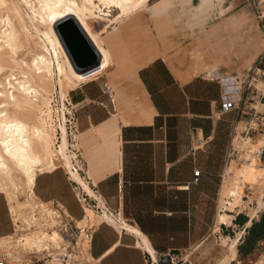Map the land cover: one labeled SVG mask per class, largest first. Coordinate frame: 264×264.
<instances>
[{"label": "crops", "instance_id": "crops-1", "mask_svg": "<svg viewBox=\"0 0 264 264\" xmlns=\"http://www.w3.org/2000/svg\"><path fill=\"white\" fill-rule=\"evenodd\" d=\"M165 1L106 35L110 66L69 94L93 196L69 177L75 188L64 169L38 175L33 186L39 201L76 224L85 207L99 217L85 264H150L192 247L189 264H221V241L237 232V257L247 249L253 222L246 217L214 231L226 176L241 172L225 161L236 114H222L220 105L264 53L261 17L255 0ZM0 226V237L14 231L5 199ZM260 242L264 237L253 248Z\"/></svg>", "mask_w": 264, "mask_h": 264}, {"label": "bare ground", "instance_id": "bare-ground-1", "mask_svg": "<svg viewBox=\"0 0 264 264\" xmlns=\"http://www.w3.org/2000/svg\"><path fill=\"white\" fill-rule=\"evenodd\" d=\"M17 1L27 8L25 17L18 6L8 7L5 1L0 0V195H4L14 225L12 234L0 237V250L3 251L1 255L8 256L11 264L32 263V259L45 264H62L57 260V255L65 248V241L57 227L61 222V213L51 203H43L36 198L33 193L35 180L42 173L64 169L89 196H93L79 173L72 171L74 153L70 150L65 129L64 95L110 66L111 53L108 37L105 36L116 32L120 24L146 10L152 0ZM113 10L119 13V18L112 15ZM69 17L79 24L100 57L98 67L84 73L73 68L54 31L55 24ZM94 18H106L111 26L97 34L91 27ZM53 92L57 95V105L49 95ZM57 127L60 137L56 146ZM259 141L253 146L247 140H240L245 147V155L250 146L256 147L255 151L250 149L252 152H258L264 146V139H261V145ZM238 143L237 137L234 144L242 147ZM230 166L232 169L236 166L241 172L236 179L227 178L224 182L219 208L225 213L217 214L214 231L219 230V225L231 226L233 216L230 213L244 205L242 184L239 182L253 172L256 174L253 159L251 162L245 159L235 161ZM85 212V218L77 223L83 248L87 243L86 230L91 229L99 218L88 207H85ZM102 217L110 220L103 212ZM239 238V233L234 239L220 238L227 248L222 264L235 260ZM254 252L260 257L252 264H262L264 242L258 243ZM65 264L72 263L68 261Z\"/></svg>", "mask_w": 264, "mask_h": 264}, {"label": "built area", "instance_id": "built-area-1", "mask_svg": "<svg viewBox=\"0 0 264 264\" xmlns=\"http://www.w3.org/2000/svg\"><path fill=\"white\" fill-rule=\"evenodd\" d=\"M262 55L257 60L256 64L259 62V60H261ZM245 85H244V81H242L241 83L239 82L238 84H234L235 87L234 93L232 94L223 93L222 95L223 100L220 105L221 113L224 114V113L235 112L236 114V121L232 129V139L225 154V161L227 165L235 161L244 160V155L246 151L238 150L234 144L237 136L239 137L238 142H240V140H247L253 146L259 140L264 139V102H263L264 95H261L258 98V101L252 102L253 100L249 97L248 94V87ZM56 100L57 98L55 99V101ZM65 104L67 108L65 111V129H66L68 141L69 143L72 144V143H76L75 136L77 135L78 132L76 127V110H75V106L72 105L71 99L68 98V100L65 101ZM56 136H57L56 137L57 138L56 142H57L60 137L59 127H57ZM70 150H72L75 154V159H73L74 166L72 168V171L78 172L79 175L82 177V179L86 180L87 177L85 173V165L79 151L77 150V148L71 146H70ZM247 151H248L247 153L248 155L256 156L259 162L262 163V160H264V146L260 147L258 152H252L250 149H247ZM65 174L69 178V175L66 173V171ZM199 174L200 171H195L193 173L194 183H197L199 179ZM71 183L75 186V188L76 187L79 188V185L74 181H71ZM244 191L249 192L251 190H248L246 188ZM246 199H247V195H244L243 200L245 202L247 201ZM78 201L81 204L87 205L88 199L85 196V194L81 193L80 197L78 198ZM251 206L253 208L257 207V201H255V199L251 203L247 204V208H245L244 211H247L246 209H250ZM218 207H219V199L217 202V213H221V214L225 213V210L220 208L218 209ZM259 213L260 211H256L254 217H250L247 213L245 214V216L247 217L248 221H253L254 219L258 218L257 215ZM61 227L62 228H60V233L65 241V248L63 252L57 255V260L60 261L62 264H65L68 261H70L71 258L76 259L78 257L79 258L81 257L82 255L81 241L83 239L81 237L80 228L77 226L76 223L69 220L68 218L61 216ZM85 234H86V238H88L89 229L85 232ZM193 250H195V247L188 248L186 251H183L182 254L179 253L177 255L169 254L163 256H156L155 259L152 257L150 259V264H189L187 258L192 253ZM84 260L85 259L84 258L82 259L81 257V261L84 262ZM0 264H11V262H9L8 260L7 255L0 256Z\"/></svg>", "mask_w": 264, "mask_h": 264}, {"label": "rangeland", "instance_id": "rangeland-1", "mask_svg": "<svg viewBox=\"0 0 264 264\" xmlns=\"http://www.w3.org/2000/svg\"><path fill=\"white\" fill-rule=\"evenodd\" d=\"M6 2V5L8 7H10L11 5H16L18 6L19 8V11L20 13L25 17V12H27V8L23 5H20L18 3L17 0H3ZM158 0H152L150 1V5L152 4H155ZM254 1V0H253ZM255 8H256V11H257V14L258 16L261 17V21H262V24H263V28H264V0H255ZM119 13L116 12V11H112V15L115 16L116 18H119L120 16L118 15ZM118 15V16H117ZM26 20V23L28 25V27H30V24L29 22H27L28 20ZM108 26V27H107ZM111 26V24H107V21H106V18H101V19H92L91 21V27L92 29L97 33L99 34L108 30V28ZM9 65V64H8ZM13 66V65H11ZM9 65V67H11ZM242 81H244V85L246 83L245 86L248 87V94H249V97L253 100L252 102L254 101H258V98L261 96V95H264V54L262 55V58L261 60H259V62L251 69V71L245 75V77L242 79ZM240 81V83L242 82ZM78 87V86H77ZM75 87V88H77ZM74 88V89H75ZM56 93L53 92V93H50V98L52 100V102H54L55 104L57 103V100L55 101V99L57 98V95H55ZM55 98V99H54ZM69 99H71V97L69 96V94H66L64 95V112H65V109L66 108V104H65V101H67ZM264 102V101H263ZM53 104V103H52ZM54 105V104H53ZM56 122H58L57 120H55ZM54 139V138H53ZM57 139V138H56ZM56 139H54V142H55V145L57 146L58 145V141L56 142ZM68 139V138H67ZM261 141V140H260ZM259 141V144L261 145V142ZM69 142V141H68ZM57 143V144H56ZM258 144V145H259ZM69 145L71 147H75V143H69ZM237 147V145L235 146ZM245 149V147H244ZM249 149H251L252 151H255L256 150V147H253L250 146ZM72 151V150H71ZM73 152V151H72ZM74 153V152H73ZM247 156V157H246ZM249 156V157H248ZM73 159H75V154L72 158V161ZM244 159L245 161L246 160H250V162L252 161L253 159V156L251 155H244ZM246 164V163H245ZM254 165H256V168H254V171H256V174L253 172L251 176H249L247 179L246 178H242V180L239 182L240 183V187L243 191V196L244 195H247V201H243L244 202V205L242 208L240 209H236L234 211L233 214V217L235 216V219H237V217L239 216H245V214L247 213L250 217H254L255 215V212L256 211H260V213L257 215L258 218L254 219L252 222L255 223L257 219H260L262 217V215H264V160H262V164H259V163H255L254 161ZM244 167V166H243ZM238 172H234L233 174L229 173L227 174L226 176V179H236L237 176H238ZM235 177V178H234ZM225 179V180H226ZM244 179H246L244 181ZM248 180V181H247ZM245 183V184H244ZM245 187V188H244ZM248 189V190H251L249 192H245L244 190L245 189ZM4 199V195H0V201H2ZM255 199V201H257V207L253 208L252 206L250 207V209H246L247 211H244L245 208H247V204L248 203H251L253 200ZM259 204V205H258ZM219 209V207H218ZM252 215V216H251ZM247 218V217H246ZM58 227V230L60 232V228H61V222L57 225ZM87 231V230H86ZM4 232V229L0 226V234H2ZM238 233V232H237ZM61 234V233H60ZM237 235V234H236ZM62 236V235H61ZM232 239H234L235 237H230ZM258 244V243H257ZM256 244V245H257ZM255 245V246H256ZM82 246V249H83V252L82 254H84L83 256L81 255L82 259L87 256V253H86V249H87V243L85 244V248H83V245ZM246 250H242L240 249V254L239 256L237 257V251H236V257H235V260L233 262H231L230 264H252L253 262L256 261V259H258L260 257V255L258 256L254 250H255V247L253 248V245H248L246 244ZM227 249V248H226ZM249 249V251H247ZM2 250H0V255L2 254ZM258 256V257H257ZM81 257L77 258V263L76 261L73 259V260H70L72 264H80L82 261H81ZM260 260V259H259ZM264 260V259H263ZM261 260L262 264H264V261ZM75 261V262H74ZM80 262V263H79ZM85 262V260H84ZM84 262H82L84 264ZM26 264H45L44 261H40L38 262L37 260L35 259H32V263L30 262H27ZM221 264H222V261H221Z\"/></svg>", "mask_w": 264, "mask_h": 264}, {"label": "water", "instance_id": "water-1", "mask_svg": "<svg viewBox=\"0 0 264 264\" xmlns=\"http://www.w3.org/2000/svg\"><path fill=\"white\" fill-rule=\"evenodd\" d=\"M54 31L77 72L84 73L98 67L100 57L75 20L69 17L58 22Z\"/></svg>", "mask_w": 264, "mask_h": 264}, {"label": "trees", "instance_id": "trees-1", "mask_svg": "<svg viewBox=\"0 0 264 264\" xmlns=\"http://www.w3.org/2000/svg\"><path fill=\"white\" fill-rule=\"evenodd\" d=\"M248 232L247 244L254 246L257 240L264 237V215H262L258 223H253ZM247 251H249V249Z\"/></svg>", "mask_w": 264, "mask_h": 264}]
</instances>
